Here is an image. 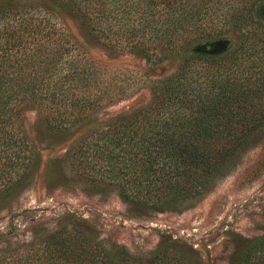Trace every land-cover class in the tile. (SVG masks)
I'll return each instance as SVG.
<instances>
[{
	"label": "trees",
	"instance_id": "obj_1",
	"mask_svg": "<svg viewBox=\"0 0 264 264\" xmlns=\"http://www.w3.org/2000/svg\"><path fill=\"white\" fill-rule=\"evenodd\" d=\"M66 15L110 51L142 56L150 67L173 61L175 68L149 80L147 103L98 116L131 85L99 65L86 41L71 39ZM30 110L54 132H76L66 155L95 172L90 180L96 186L114 183L123 199L147 207H179L207 191L264 135V0H38L11 6L0 16V194L41 159L26 132ZM95 240L58 228L40 241L54 256L8 262L2 252L0 264L184 259L172 247L160 246L142 259L122 245L109 249ZM232 264H264V234Z\"/></svg>",
	"mask_w": 264,
	"mask_h": 264
},
{
	"label": "rangeland",
	"instance_id": "obj_2",
	"mask_svg": "<svg viewBox=\"0 0 264 264\" xmlns=\"http://www.w3.org/2000/svg\"><path fill=\"white\" fill-rule=\"evenodd\" d=\"M36 1L0 0V16L11 6ZM64 22L74 42L86 41L84 48L99 65L131 85L126 96L98 109V116L147 103L149 80L175 68L173 61L150 67L142 56L110 51L88 36L84 23L68 15ZM24 117L41 159L0 194V253L8 262L54 256L40 241L58 228L88 235L109 249L122 245L142 259L160 246L176 248L187 264H232L248 242L264 234V135L229 162L207 191L179 207L155 209L123 199L114 183L96 186L90 180L95 172L66 155L76 132L48 129L36 111Z\"/></svg>",
	"mask_w": 264,
	"mask_h": 264
}]
</instances>
